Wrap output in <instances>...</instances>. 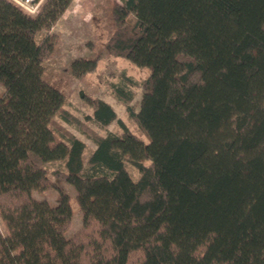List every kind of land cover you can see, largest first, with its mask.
Returning <instances> with one entry per match:
<instances>
[{
    "label": "trees",
    "instance_id": "obj_1",
    "mask_svg": "<svg viewBox=\"0 0 264 264\" xmlns=\"http://www.w3.org/2000/svg\"><path fill=\"white\" fill-rule=\"evenodd\" d=\"M70 1L30 14L0 0V264H264V0H111L108 51L149 69L108 82L137 133L82 91L93 109L79 120L42 79L55 39L37 33ZM62 122L92 140L86 158ZM50 175L75 191L68 236L69 195L31 196L58 188Z\"/></svg>",
    "mask_w": 264,
    "mask_h": 264
},
{
    "label": "rangeland",
    "instance_id": "obj_2",
    "mask_svg": "<svg viewBox=\"0 0 264 264\" xmlns=\"http://www.w3.org/2000/svg\"><path fill=\"white\" fill-rule=\"evenodd\" d=\"M19 3L15 0H10ZM43 0H38V9ZM120 2V0H115ZM35 14V13H33ZM114 28L111 12V0H71L58 20L48 29L37 33L39 39L42 35H52L55 39L53 51L42 61V79L51 87L60 91L65 97L64 108L79 120H84L85 114H90L93 107L85 98L81 97L80 91L86 95L101 98L114 108L116 115L123 120L126 126L137 133L136 126L126 115L124 107L112 96L108 82L124 84L122 73L131 81L138 83L145 78L149 69L136 66L130 60L112 55L107 49V39ZM94 58L95 67L92 70L74 75L70 62L74 58ZM134 90L133 103L137 108V101L141 95L139 85L131 87ZM3 88L0 85V93ZM62 124L75 136L85 143L83 157L86 158L94 148L92 140L86 136L74 124ZM85 124L93 131L104 135L106 131L121 133L115 122L106 127H100L92 121ZM60 166V161H49L46 169L52 170ZM134 172V171H133ZM50 178L56 182L58 188H48L43 191H31V196L37 200H47L55 204L59 199V192L63 191L70 197L72 217L65 235H70L81 225V216L75 201L73 187L54 176ZM0 229L2 225L0 224Z\"/></svg>",
    "mask_w": 264,
    "mask_h": 264
},
{
    "label": "built area",
    "instance_id": "obj_3",
    "mask_svg": "<svg viewBox=\"0 0 264 264\" xmlns=\"http://www.w3.org/2000/svg\"><path fill=\"white\" fill-rule=\"evenodd\" d=\"M15 2H18L20 7L30 14L38 11V2L35 0H15Z\"/></svg>",
    "mask_w": 264,
    "mask_h": 264
},
{
    "label": "bare ground",
    "instance_id": "obj_4",
    "mask_svg": "<svg viewBox=\"0 0 264 264\" xmlns=\"http://www.w3.org/2000/svg\"><path fill=\"white\" fill-rule=\"evenodd\" d=\"M36 1H38V0H36Z\"/></svg>",
    "mask_w": 264,
    "mask_h": 264
}]
</instances>
